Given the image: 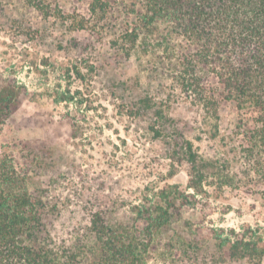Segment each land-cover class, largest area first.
<instances>
[{
	"label": "rangeland",
	"instance_id": "rangeland-1",
	"mask_svg": "<svg viewBox=\"0 0 264 264\" xmlns=\"http://www.w3.org/2000/svg\"><path fill=\"white\" fill-rule=\"evenodd\" d=\"M89 4L51 0L52 13L61 16L46 18L21 0H0V88L4 79L14 78L28 91L27 100L0 127V146L19 163L28 159L31 167L42 166L41 175L31 172L30 188L47 189L59 207L60 236L84 227L96 211L128 223L144 197L178 185L191 194L188 202L194 207L182 209L180 221L156 233L149 264L188 258L253 264L226 260L215 234L251 229L264 236L262 180L249 177L240 189L205 185V192L193 197L190 164L173 160L168 136L156 138L154 118L145 113L146 96L158 103L162 97L152 60L141 51L128 57L115 48L113 34L73 30L72 21L87 17ZM167 105L170 115L187 126L200 161L222 155V139L240 118L234 102L220 104L217 139L208 127L199 129L198 113L188 103ZM236 165L235 172L242 173Z\"/></svg>",
	"mask_w": 264,
	"mask_h": 264
},
{
	"label": "trees",
	"instance_id": "trees-1",
	"mask_svg": "<svg viewBox=\"0 0 264 264\" xmlns=\"http://www.w3.org/2000/svg\"><path fill=\"white\" fill-rule=\"evenodd\" d=\"M21 1L46 18L61 16L52 13L51 0ZM72 26L113 34L115 48L128 57L141 51L152 60L162 97L158 103L146 96L145 113L154 118L155 137L168 136L173 160L190 164L193 197L204 193L205 185L240 189L249 177L264 184V0H90L88 16L74 19ZM27 98L16 79L3 80L0 127ZM179 101L195 109L199 129L208 127L212 139L221 134V102L236 104L240 118L233 133L223 137L220 157L199 160L187 126L169 113L167 104ZM236 164L242 173L235 172ZM41 170L28 159L19 163L0 146V264H149L156 233L180 221L182 209L194 207L188 202L191 194L178 185L163 187L133 207L128 223L96 211L84 227L60 236L59 207L47 189L30 188L31 172L39 176ZM261 195L264 199V191ZM215 240L226 260L263 262L262 234L220 229ZM161 264L202 262L188 258Z\"/></svg>",
	"mask_w": 264,
	"mask_h": 264
}]
</instances>
